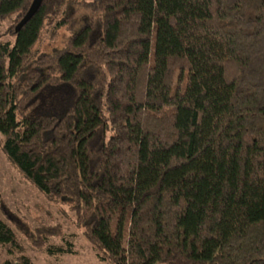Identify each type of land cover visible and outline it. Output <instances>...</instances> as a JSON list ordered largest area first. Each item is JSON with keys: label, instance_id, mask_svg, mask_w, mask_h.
<instances>
[{"label": "trees", "instance_id": "1", "mask_svg": "<svg viewBox=\"0 0 264 264\" xmlns=\"http://www.w3.org/2000/svg\"><path fill=\"white\" fill-rule=\"evenodd\" d=\"M32 3L0 0L8 160L101 261L264 264V0H41L16 32ZM46 24L68 42L33 53ZM35 237L75 254L59 225Z\"/></svg>", "mask_w": 264, "mask_h": 264}, {"label": "rangeland", "instance_id": "2", "mask_svg": "<svg viewBox=\"0 0 264 264\" xmlns=\"http://www.w3.org/2000/svg\"><path fill=\"white\" fill-rule=\"evenodd\" d=\"M5 27L2 25L0 32ZM52 31V25L46 24L32 49L33 53H50L66 46L70 36L67 28L59 29L54 35ZM3 140L0 134V219L6 221L15 232L20 250L8 255L4 249L0 253V263L5 259L15 261L17 257L24 255L32 264H110L101 261L85 239L83 229L76 223L71 204L51 200L27 180L3 153ZM54 225H59L64 235L71 240L74 255L49 257L33 246L35 230ZM51 243H59V240L51 239Z\"/></svg>", "mask_w": 264, "mask_h": 264}, {"label": "water", "instance_id": "3", "mask_svg": "<svg viewBox=\"0 0 264 264\" xmlns=\"http://www.w3.org/2000/svg\"><path fill=\"white\" fill-rule=\"evenodd\" d=\"M41 4V0H33V3L25 16L21 19V21L17 24L15 31H19V29L34 15V13L37 11L38 7Z\"/></svg>", "mask_w": 264, "mask_h": 264}]
</instances>
